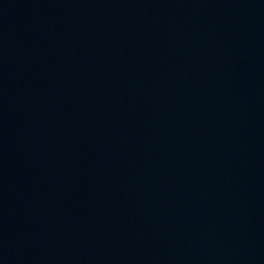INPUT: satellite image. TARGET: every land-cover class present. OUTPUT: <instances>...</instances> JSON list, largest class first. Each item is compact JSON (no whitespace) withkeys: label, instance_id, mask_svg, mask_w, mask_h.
Segmentation results:
<instances>
[{"label":"water","instance_id":"1","mask_svg":"<svg viewBox=\"0 0 264 264\" xmlns=\"http://www.w3.org/2000/svg\"><path fill=\"white\" fill-rule=\"evenodd\" d=\"M0 264H264V0H0Z\"/></svg>","mask_w":264,"mask_h":264}]
</instances>
